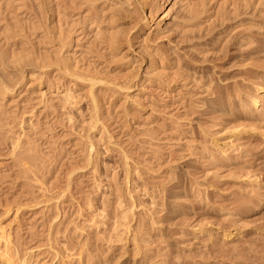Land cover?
<instances>
[{
  "label": "rangeland",
  "instance_id": "rangeland-1",
  "mask_svg": "<svg viewBox=\"0 0 264 264\" xmlns=\"http://www.w3.org/2000/svg\"><path fill=\"white\" fill-rule=\"evenodd\" d=\"M81 1L0 0L10 248L28 264H264V116L227 96L264 86V0ZM63 62L105 81L96 113Z\"/></svg>",
  "mask_w": 264,
  "mask_h": 264
},
{
  "label": "bare ground",
  "instance_id": "bare-ground-1",
  "mask_svg": "<svg viewBox=\"0 0 264 264\" xmlns=\"http://www.w3.org/2000/svg\"><path fill=\"white\" fill-rule=\"evenodd\" d=\"M98 1L100 0H82L81 2H85V4H87L86 9L92 10L97 5ZM126 1L129 2L130 0H125V2ZM171 1H173L174 3L175 0H171ZM151 16H155V13L153 11L151 12ZM170 17H171V9L167 10L165 14L161 16L162 19H169ZM160 27L161 25L159 22L157 23V28H160ZM109 40H110L109 42L110 48H114L116 44L115 37H110ZM71 45H72V41L69 40L66 48H70ZM69 55H70V50L68 49L64 58L68 60ZM152 59L153 57L151 56L150 61ZM63 63H64L62 64L63 69L67 70L68 74L71 77L78 79L77 81L84 83L86 87H88L90 105L93 109V112L96 113L97 108H98V100L95 97V93L93 92V89L96 83L102 82V84H105L104 83L105 81L103 82V78H100L99 76L93 73L73 71L71 69L70 64L66 62H63ZM22 77L23 76H20V78ZM112 84L114 87H118L120 89L127 90V91H132L137 88L136 87L137 83H134V82L131 84L130 82L122 83L119 81L117 82L112 81ZM17 85L18 83L16 82L15 79L12 80L8 78L7 76H5L4 74H0V90L2 91L3 94H7V95L13 94ZM249 87L250 86L248 85L247 88ZM227 96L232 98L231 106L234 107V109H236L237 112H239L242 115H245L247 118L253 119L257 113L260 116H264V86L262 84H259L258 86L253 88L252 91L244 95H241L240 93L237 94L235 92H231L227 90ZM60 100H62L63 108H66V104L71 105V100L68 94L64 95V97L61 98ZM260 106L262 109L258 110ZM70 115L71 114L68 115L69 119H71ZM90 119L92 120V117ZM19 139L20 137H17L14 143L21 144V147H22L21 153L23 155V157L21 158V161L28 160L29 157H31L34 145L29 139H26L24 141H20ZM24 171H27V169L24 168ZM125 179H126V176H125ZM261 205L262 204L260 203L253 204L252 206H249L248 208L251 207L252 209L251 211H256L260 209ZM0 242L3 244V248L0 250V257L3 259V262L5 264H28L27 260L24 257L20 256L15 250H12L10 248L8 240H7V235L5 234L3 229L0 230Z\"/></svg>",
  "mask_w": 264,
  "mask_h": 264
}]
</instances>
